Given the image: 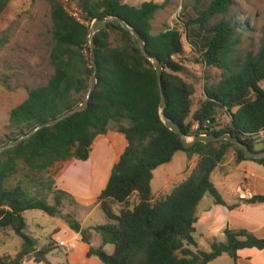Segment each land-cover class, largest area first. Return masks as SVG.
Returning <instances> with one entry per match:
<instances>
[{
    "label": "trees",
    "instance_id": "1",
    "mask_svg": "<svg viewBox=\"0 0 264 264\" xmlns=\"http://www.w3.org/2000/svg\"><path fill=\"white\" fill-rule=\"evenodd\" d=\"M11 1L0 0V16ZM48 1L53 39L50 59L54 72L46 84L31 88L27 98L12 109L10 125L17 130L16 136L83 102L94 71L90 58L92 22L118 16L141 34L147 51L161 60L166 114L170 119L180 124L188 136L231 133L258 151L255 143L264 130V89L261 87L264 34L257 53L245 51L240 56L242 28L235 16L227 17L232 0H192L188 5L195 13L182 14L184 32L168 28L157 33L152 21L169 0L145 1L140 6L123 0H78L85 22L73 17L62 0ZM217 17L221 19L212 23ZM185 33L192 47L201 54L200 61L207 68L221 72L217 82L205 84V99L194 111L196 87L180 75L184 66L175 58L184 53ZM95 41L98 82L88 107L57 125L40 129L0 154V230L10 228L22 238L25 255L36 251V239L26 232L24 213L37 209L57 216L64 196L70 195L66 190L55 189L54 178L46 174L52 170L56 173L59 163L89 160L97 139L116 130L125 136L128 144L114 164L107 186L94 200L103 210L107 223L95 227L102 244L90 246L88 257H97L103 264H208L225 253L237 259L241 249H264V238L245 229L229 227L224 231L225 242H213L211 251L198 248L194 232L198 205L203 198L210 195L216 204L230 209L238 205L227 204L211 175L230 149L235 150L237 162L248 159L244 149L230 141L199 142L186 147L181 136L161 119L159 76L136 37L113 21L97 32ZM5 42L0 38V48ZM223 112L231 119L226 126L219 123ZM195 124L198 127L193 130ZM179 151L187 153L189 159L199 155L196 168L169 194L154 198V171L171 162ZM255 161L264 164V158ZM18 176L21 177L17 179ZM51 192L54 204L48 202ZM134 194L138 202L117 213L114 206L127 203ZM244 200L264 202V195ZM68 222L73 229L85 233L77 220ZM85 242L90 244L89 239ZM109 244L114 246L111 254L106 251ZM53 249L51 245L41 249L40 255L35 256L36 261L52 264L46 255ZM0 264H10V261L0 259Z\"/></svg>",
    "mask_w": 264,
    "mask_h": 264
},
{
    "label": "rangeland",
    "instance_id": "2",
    "mask_svg": "<svg viewBox=\"0 0 264 264\" xmlns=\"http://www.w3.org/2000/svg\"><path fill=\"white\" fill-rule=\"evenodd\" d=\"M69 13L78 10L80 12L78 0H62ZM132 5L140 6L145 1L163 3L165 0H123ZM192 0H169L168 4L156 14L152 21L154 32H161L168 28H178L184 32L185 27L182 21L184 12L193 15L195 10L188 5ZM188 5V7H186ZM235 16L240 33V56H244L245 51L257 53L261 47L264 34V0H232L231 10L227 17ZM221 17L215 18L212 23L219 21ZM184 34V53L175 56L184 66L180 74L187 82L196 87L194 95L193 111L196 110L205 99V84L217 82L220 79V70L217 68H207L201 60V54L196 51L188 41V36ZM0 38L5 39V44L0 48V148L6 145L11 139L18 138L17 130L10 125V113L13 108L20 105L28 96L31 88L41 84H46L53 75L54 68L51 63L52 39V19L50 3L48 0H12L5 12L0 16ZM264 89V82L261 83ZM189 120H192L190 117ZM231 121L230 116L222 113L219 118L221 126H226ZM198 126L195 124L193 130ZM122 142L126 143L124 135H119ZM114 139L115 136L112 135ZM263 138L258 137L255 148H263ZM72 160L70 162H74ZM59 163L57 172L46 174V177L54 178L55 189H63L57 184V176L70 163ZM186 153L178 152L171 163L160 166L155 171L153 182V192L156 195L162 187L163 182L174 181V184L182 180L180 174L187 171ZM55 168V169H56ZM21 176H18L19 179ZM242 174H234L229 179L237 181ZM168 181V182H169ZM215 183L223 188L219 180ZM236 183V182H235ZM168 187L157 198L167 195L172 191ZM66 190V189H63ZM67 191V190H66ZM33 192H36L33 189ZM46 192V191H45ZM64 196L61 206V213L57 216H50L41 210H29L24 213L27 221L26 232L36 239V251L25 255L24 241L10 229L0 230V259L10 261L17 258L19 253L24 256L17 264H48L38 263L35 256L40 255V250L53 246L54 249L46 255V260L52 264H103L96 257H88L85 240H92L95 245H101V237L95 230L97 225L107 223L106 216L100 205L93 199H84L70 192ZM154 195V198L156 196ZM48 202L54 204V194L49 193ZM212 199L210 195L206 196ZM203 201V205L208 202ZM138 202V196L134 194L125 204H116L115 211L118 213L125 207H133ZM99 205V206H97ZM202 205V206H203ZM92 211L91 214H89ZM68 220L80 222L83 225L82 231L71 227ZM64 242L65 245H62ZM106 251L111 254L114 251L113 245H108ZM96 258V259H95Z\"/></svg>",
    "mask_w": 264,
    "mask_h": 264
},
{
    "label": "crops",
    "instance_id": "3",
    "mask_svg": "<svg viewBox=\"0 0 264 264\" xmlns=\"http://www.w3.org/2000/svg\"><path fill=\"white\" fill-rule=\"evenodd\" d=\"M112 135L115 136L114 139ZM119 135L123 134L116 130H111L107 135L98 138L94 144L90 159L87 161L75 160L66 164L59 176H57V184L61 188L73 192L84 199L98 197L108 184L114 164L127 147L128 142H122ZM256 150L259 151L261 149ZM186 157L187 171L185 174H180L181 182L192 174L200 160L199 155H194L189 159L186 153ZM155 171L152 180V191ZM239 173L242 174V177L229 183V179L231 178L232 180L234 174ZM211 180L227 204L238 203V205L230 209L228 206L216 204L213 198H206L208 195L203 198L198 205V220L195 223L196 231L194 232L198 248L211 251L213 242H225L226 235L224 231L227 227L236 230L245 229L259 238H264V202L247 203L244 200L255 195H264V164L249 158L237 162L235 150L230 149L225 159L213 171ZM215 180H219V183L223 184V188L219 187ZM168 181L167 179V181L163 182L156 195L153 192L156 198L168 187L173 186V190L176 185L181 183L174 184V181ZM206 199H208V202L203 205L202 203ZM91 213L92 211L89 214ZM90 246L99 247L100 245H95L91 240L90 244L87 243L86 248L89 249ZM208 264H264V249H241L238 251L237 259L225 253Z\"/></svg>",
    "mask_w": 264,
    "mask_h": 264
},
{
    "label": "water",
    "instance_id": "4",
    "mask_svg": "<svg viewBox=\"0 0 264 264\" xmlns=\"http://www.w3.org/2000/svg\"><path fill=\"white\" fill-rule=\"evenodd\" d=\"M113 21L119 22L125 30L130 31L136 37L144 55L146 56V58H148L149 60L152 61L153 65H154V67L158 73L159 83H160V88H161V95H162V100H161V104H160V106H161L160 107L161 119L169 129H171L172 131H174L175 133H177L181 136L182 142L184 143V145L186 147H192L199 142L210 143V142H214V141H230L233 144H237V145L241 146L244 149V152H245V155L247 158L254 159V160L264 158V150H261V151L252 150L248 144H246L239 137L234 136L231 133H225V134H222L220 136H217L215 134H196V135L188 136L182 130V127L180 126V124H178L174 120L170 119L166 114L167 99H166V95H165L164 88H163L164 66H163L161 60L157 56L151 55L147 51L145 39L141 36V34L134 27L129 25L124 19H122L121 17H118V16H109L106 18H97L92 22V25L90 27V47H91L90 58H91V62L93 64V66H94V71H93V75L91 77V82H90V86H89L87 95H86L85 99L83 100V102L80 105H78L77 107L73 108L72 110L67 111L63 115H61L57 118L51 119V120H49L43 124H40L36 128H34L32 131H30V132H28V133H26V134H24L18 138L11 140L6 145H4L0 148V154L3 151H5L6 149L11 148V147H15L18 144H20L22 141H24L25 139L30 138L36 132H38L40 129H42L44 127H48V126L57 125L62 120L74 115L77 112H81L88 107L89 100L91 98V94L94 91V89L97 85V82H98L97 62H96V53H95V48H96L95 36H96L97 32L106 29L108 27L109 23L113 22ZM23 256H24L23 253H19L17 258H15L13 260L12 264H17Z\"/></svg>",
    "mask_w": 264,
    "mask_h": 264
},
{
    "label": "built area",
    "instance_id": "5",
    "mask_svg": "<svg viewBox=\"0 0 264 264\" xmlns=\"http://www.w3.org/2000/svg\"><path fill=\"white\" fill-rule=\"evenodd\" d=\"M80 12H82V10H80ZM70 14H71L73 17L77 18L79 21H81V22H85L84 18H82V17L79 15L78 10L75 11V12H73V13L70 12ZM258 136H260V138H263V137H264V130L260 131V133L258 134ZM61 244L64 245V242H61Z\"/></svg>",
    "mask_w": 264,
    "mask_h": 264
}]
</instances>
